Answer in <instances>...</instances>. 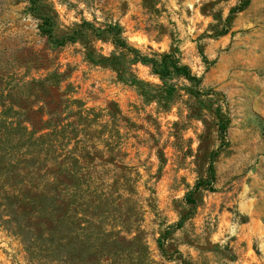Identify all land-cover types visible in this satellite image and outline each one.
Instances as JSON below:
<instances>
[{
    "label": "rangeland",
    "instance_id": "374dc122",
    "mask_svg": "<svg viewBox=\"0 0 264 264\" xmlns=\"http://www.w3.org/2000/svg\"><path fill=\"white\" fill-rule=\"evenodd\" d=\"M0 64L1 88L59 68L93 114L72 136L110 184L105 222L140 242L96 264H264V0H0ZM2 104L0 264H90L73 235L21 231L26 142Z\"/></svg>",
    "mask_w": 264,
    "mask_h": 264
},
{
    "label": "trees",
    "instance_id": "16d2710c",
    "mask_svg": "<svg viewBox=\"0 0 264 264\" xmlns=\"http://www.w3.org/2000/svg\"><path fill=\"white\" fill-rule=\"evenodd\" d=\"M56 42L63 44L65 39ZM102 59L112 63L118 58L112 55ZM64 76V72L55 68L44 77L29 81L19 82L16 76L15 83L12 86L4 83V88H1L4 81L0 79L1 112L12 111L18 117L8 129L18 128L26 142L22 162L24 189L15 193L14 198L26 210L22 217L35 221L33 226L28 225L21 231L25 234L36 231L38 239L51 246L66 239L61 235H73L77 248L90 257L87 261L96 264L95 261H100L97 257L112 254L122 244L138 245L139 235L135 230L131 236L132 231L125 227L128 235L123 236L115 224L105 222L106 218L121 221L115 214L106 216L113 206L106 191L110 184L105 183L106 177L94 176L93 170L84 165L87 157L80 146L84 139L72 136L83 129L77 118L90 119L93 114L80 106L72 108L77 100L69 96L70 84H63ZM24 86L36 88L26 99L21 91ZM104 205L107 209L101 210ZM122 223L133 227L136 222L128 217ZM62 245L71 247L72 244Z\"/></svg>",
    "mask_w": 264,
    "mask_h": 264
}]
</instances>
